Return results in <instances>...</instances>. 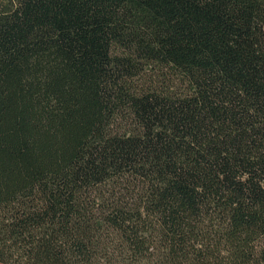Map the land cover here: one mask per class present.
<instances>
[{
	"label": "trees",
	"instance_id": "obj_1",
	"mask_svg": "<svg viewBox=\"0 0 264 264\" xmlns=\"http://www.w3.org/2000/svg\"><path fill=\"white\" fill-rule=\"evenodd\" d=\"M0 264H264V0H0Z\"/></svg>",
	"mask_w": 264,
	"mask_h": 264
}]
</instances>
